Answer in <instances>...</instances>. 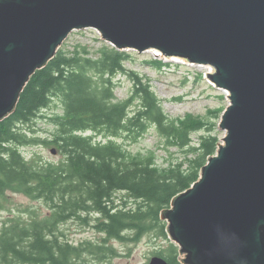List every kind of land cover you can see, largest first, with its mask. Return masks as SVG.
Masks as SVG:
<instances>
[{
    "label": "trees",
    "instance_id": "trees-1",
    "mask_svg": "<svg viewBox=\"0 0 264 264\" xmlns=\"http://www.w3.org/2000/svg\"><path fill=\"white\" fill-rule=\"evenodd\" d=\"M130 55L103 41L94 57L86 44L59 47L30 77L15 110L0 121V196L7 190L21 192L49 208L43 217L15 219L1 227L0 264H81L84 253L102 261L116 255L105 243L108 239L137 241L149 232L167 241L156 255L168 264H182L161 213L198 180L219 139L204 119L167 115L150 80L126 69ZM149 63L167 65L161 60ZM119 73L132 83L124 100H117L114 92ZM52 101L61 110L46 116L54 130L46 137L34 136V121ZM150 129L163 139L166 150L176 147L184 156L162 165L153 151L132 153L119 142H137ZM198 131L202 133L194 142L192 134ZM41 143L53 145L61 159H27L19 149ZM117 192L129 200L117 199ZM73 219L93 220L105 236L103 244L63 240L59 227Z\"/></svg>",
    "mask_w": 264,
    "mask_h": 264
},
{
    "label": "water",
    "instance_id": "water-1",
    "mask_svg": "<svg viewBox=\"0 0 264 264\" xmlns=\"http://www.w3.org/2000/svg\"><path fill=\"white\" fill-rule=\"evenodd\" d=\"M87 28L118 50L211 67L207 78L229 96L223 143L161 219L182 264H264V0H0V121Z\"/></svg>",
    "mask_w": 264,
    "mask_h": 264
},
{
    "label": "rangeland",
    "instance_id": "rangeland-1",
    "mask_svg": "<svg viewBox=\"0 0 264 264\" xmlns=\"http://www.w3.org/2000/svg\"><path fill=\"white\" fill-rule=\"evenodd\" d=\"M76 44H86L94 57L97 48L102 44V39L94 28L75 30L70 33L60 47L72 49ZM126 51L131 54L130 59L125 62L126 69L134 70L150 80L152 90L160 100L163 111L167 115L174 119L186 115L204 119L213 128L211 132L217 136L219 143H223L222 138L225 132L219 128V122L229 100L225 91L214 87L207 78V73L210 71L208 66H190L173 62L155 55L154 51L151 50L142 53L134 50ZM152 60H161L167 65L157 68L149 63ZM114 82L117 100L128 98L132 90V83L128 76L119 73L115 76ZM54 112L61 113L56 101H52L48 108L39 113L36 121H34L33 127L36 128V131L33 132L34 136L46 137L51 134L54 127L47 117ZM201 133L202 131H198L192 134L194 142L197 141ZM119 142L124 143L132 153L145 154L148 151H153L157 162L162 163V165L179 160L184 156V153L176 147H168L166 150L163 139L153 129H150L137 142L126 141L125 139H119ZM53 147V145L41 143L25 145L19 149L27 159L36 155L44 161L57 162L62 155L59 151L52 153ZM125 196V193L121 192L115 194L119 200L123 198L129 200ZM48 212L49 208L43 200L32 199L24 193L7 190L3 196H0V229L12 220L28 221L34 217H43ZM93 224V220H88L87 223L75 219L69 220L60 225L59 234H62L63 240L73 245L85 242L103 244L105 236L96 230ZM125 234L130 236L132 233L128 231ZM105 243L115 250L116 255L98 261L92 255L84 253L78 262L81 264H148L156 252L165 250L167 247V241L159 235L157 236L155 232L146 233L137 241L108 239Z\"/></svg>",
    "mask_w": 264,
    "mask_h": 264
},
{
    "label": "bare ground",
    "instance_id": "bare-ground-1",
    "mask_svg": "<svg viewBox=\"0 0 264 264\" xmlns=\"http://www.w3.org/2000/svg\"><path fill=\"white\" fill-rule=\"evenodd\" d=\"M57 53V52H56ZM158 52L157 51H155L154 50V54L156 55ZM172 60H174V59H176V58H171ZM176 62H181V63H183V64H188V65H196V64H191V63H187V62H185V61H183L182 59L181 60H176ZM209 68H210V71H212V69H211V67L210 66H208ZM223 91H225V90H223ZM225 93H226V97H227V99L229 98V96H228V93L225 91Z\"/></svg>",
    "mask_w": 264,
    "mask_h": 264
}]
</instances>
